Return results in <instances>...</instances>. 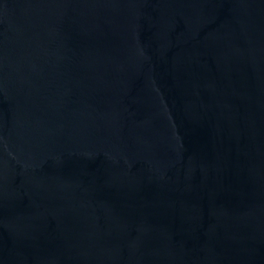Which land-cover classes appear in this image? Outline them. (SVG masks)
Returning a JSON list of instances; mask_svg holds the SVG:
<instances>
[{"label": "water", "instance_id": "obj_1", "mask_svg": "<svg viewBox=\"0 0 264 264\" xmlns=\"http://www.w3.org/2000/svg\"><path fill=\"white\" fill-rule=\"evenodd\" d=\"M0 264H264V0H0Z\"/></svg>", "mask_w": 264, "mask_h": 264}]
</instances>
